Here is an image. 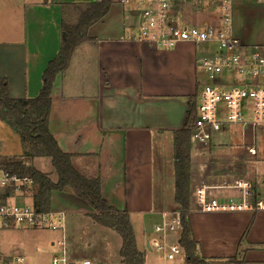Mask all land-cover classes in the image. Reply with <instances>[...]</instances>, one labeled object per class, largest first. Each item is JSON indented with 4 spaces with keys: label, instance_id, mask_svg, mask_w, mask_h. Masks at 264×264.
<instances>
[{
    "label": "crops",
    "instance_id": "1",
    "mask_svg": "<svg viewBox=\"0 0 264 264\" xmlns=\"http://www.w3.org/2000/svg\"><path fill=\"white\" fill-rule=\"evenodd\" d=\"M98 1L0 0V79L7 80L10 98L28 100L39 96L43 73L60 52L66 16ZM214 16L195 13L189 19L198 25H214ZM137 26L138 20L120 0L88 29L87 39L75 49L68 69L54 82L49 129L60 149L76 156V168L88 178L100 176L101 193L108 204L120 213L128 212L137 248L149 264L147 257L156 250L154 241L165 246V251L156 250L164 259L168 246L179 244L181 229L156 234L154 227L171 222L181 213L175 202L174 132L184 126L188 101L194 100L197 106L199 91L209 82L200 60L211 56L215 48L186 42L164 50L134 42L131 37ZM233 34L240 44L256 46L235 33L234 7ZM258 132L254 135L250 129L227 127L208 145L191 143L188 216L198 242L197 256L208 264H264V211H199L203 191L223 201H239L243 191L238 186L242 183L248 184L244 189L251 200L264 201V173L257 175L258 185H252L245 178L244 168L234 169V158L243 157L250 163L259 155L258 147L257 156H250L245 149L254 137L257 139ZM247 135L250 142L244 141ZM235 136L241 137L242 143L233 140ZM23 154L18 134L0 121V161L20 159ZM24 161L38 171V166L49 168L42 158ZM59 194H52L51 211L64 212L67 217L71 209L79 210L77 213L83 214L78 221L81 228L90 230L97 242L118 241L121 250L120 236L92 221L88 217L91 208L74 195L68 194L74 198L65 203L70 209L55 207ZM134 219L138 224L147 219L157 221L153 233L141 242ZM196 219H213L220 225L198 232L193 225ZM65 240L66 248L67 237ZM51 245L57 246L54 241ZM182 253L185 256L183 249ZM66 254L71 264H80L81 260L68 254L67 249Z\"/></svg>",
    "mask_w": 264,
    "mask_h": 264
},
{
    "label": "built area",
    "instance_id": "2",
    "mask_svg": "<svg viewBox=\"0 0 264 264\" xmlns=\"http://www.w3.org/2000/svg\"><path fill=\"white\" fill-rule=\"evenodd\" d=\"M124 8L138 20L134 42L147 43L170 50L181 43L195 46H214L211 56L200 60L208 83L199 91L196 106L197 119L191 143L208 145L213 136L227 127L250 129L254 135L264 130V46H244L233 34V0H121ZM208 12L217 24L198 25L190 21L195 13ZM226 77V79H221ZM250 156H257V139L245 147ZM242 185V186H241ZM248 184H240L239 201H223L199 195V211L202 213H236L264 211L263 200H251ZM35 183L28 176L6 170L0 163V231L15 228L46 229L62 233L60 256L52 258V264H71L64 245V212L40 213L30 197ZM209 189V187H207ZM206 191V190H205ZM27 194V195H26ZM29 195V196H28ZM181 229L180 214L162 226H155L154 233L165 234ZM157 251H165L160 241H154ZM165 254L172 260L181 253V246H168ZM16 263L23 264L19 257ZM80 264H91L82 261Z\"/></svg>",
    "mask_w": 264,
    "mask_h": 264
},
{
    "label": "trees",
    "instance_id": "3",
    "mask_svg": "<svg viewBox=\"0 0 264 264\" xmlns=\"http://www.w3.org/2000/svg\"><path fill=\"white\" fill-rule=\"evenodd\" d=\"M115 0H99L81 9L76 25L62 23V40L59 54L49 62L43 73V86L35 99L20 100L9 96L8 82L0 79V121L15 131L24 147L20 159L3 160L7 171L28 176L35 183L33 202L40 213L51 208L54 192L71 193L92 210L88 217L96 224L110 229L122 240L120 257L122 264H145L144 255L138 250L134 229L128 212L120 213L111 207L101 193V178L86 177L74 166L73 154L63 152L49 129L52 107V91L56 77L65 72L75 49L87 39L88 29L103 19ZM197 119L196 103L188 101L185 122L182 129L174 132L175 157V202L180 208L181 235L179 244L184 250L186 264H208L197 256L198 242L193 237L189 220L191 190V136ZM34 152L28 151V147ZM50 158L58 180L54 182L49 174L38 171L24 160ZM237 264H242L237 262Z\"/></svg>",
    "mask_w": 264,
    "mask_h": 264
},
{
    "label": "rangeland",
    "instance_id": "4",
    "mask_svg": "<svg viewBox=\"0 0 264 264\" xmlns=\"http://www.w3.org/2000/svg\"><path fill=\"white\" fill-rule=\"evenodd\" d=\"M120 4V0H115ZM115 8L117 6H114ZM234 7V30L237 35L243 38L250 45L264 46V0H233ZM84 10V7L81 8ZM81 9H74L66 16V23L69 25H76L81 14ZM201 19L208 20V17H202ZM194 20V19H193ZM199 20V18L195 19ZM200 56V55H199ZM257 135V147L259 149V155L253 157L250 163L241 157L240 159L234 158V169L243 170L245 178L250 179L252 185H258L256 182L257 175L264 173V133ZM223 137V136H222ZM244 138V137H243ZM224 139V138H223ZM233 140L242 143V138L237 136L233 137ZM244 141L250 142V136H246ZM28 151L34 152L30 146ZM46 162L48 169L41 168L42 172H47L53 181L58 179L56 172L51 163L50 158H42ZM205 163L212 164L211 160H205ZM2 164V161H0ZM227 168V167H225ZM230 168V167H228ZM33 190L29 192L30 197L33 195ZM59 194L54 202L55 207L67 209V203L72 195ZM27 195V194H26ZM28 195V196H29ZM70 209V208H68ZM78 209V208H77ZM65 220V239L67 237L66 249L68 254L76 256V259H80V263L85 259L89 260L91 264H122L119 246L114 240H107L105 242H97L93 239L91 231L85 228H81L78 225L79 219L83 216L79 210H70ZM173 220V219H172ZM215 221V220H214ZM213 219H196L194 224L198 232L200 228L206 229L219 226V222ZM134 219V226L139 236L145 239L151 232L157 221L148 220L144 224ZM78 225V226H74ZM179 230V229H178ZM200 230V231H199ZM56 243V248H52L51 242ZM62 242V233L60 231H49L46 229H28V228H15L11 230L0 231V264H19L16 263L17 257H24L25 262L23 264H52V258L54 256H60V245ZM66 242V240H65ZM207 247V242L204 241ZM141 244V243H140ZM244 244V243H243ZM208 250V249H207ZM214 250L210 253L212 255ZM218 251V250H217ZM227 251H224V253ZM181 254V253H180ZM147 263L149 264H186L185 256L183 253L177 255L175 260L164 259L162 254L157 253L156 250L153 254L147 257Z\"/></svg>",
    "mask_w": 264,
    "mask_h": 264
}]
</instances>
